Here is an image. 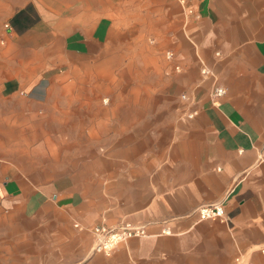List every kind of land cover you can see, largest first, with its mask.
<instances>
[{
	"label": "rangeland",
	"instance_id": "obj_1",
	"mask_svg": "<svg viewBox=\"0 0 264 264\" xmlns=\"http://www.w3.org/2000/svg\"><path fill=\"white\" fill-rule=\"evenodd\" d=\"M211 1L212 56H248L225 77L230 112L263 129L264 0ZM145 2L0 0V228L13 218L16 243L75 244L78 218L119 204L198 108L204 67L184 39L160 38Z\"/></svg>",
	"mask_w": 264,
	"mask_h": 264
},
{
	"label": "crops",
	"instance_id": "obj_2",
	"mask_svg": "<svg viewBox=\"0 0 264 264\" xmlns=\"http://www.w3.org/2000/svg\"><path fill=\"white\" fill-rule=\"evenodd\" d=\"M145 1L160 38L184 39L195 69L218 65L220 79L229 83L234 60L249 64L245 52L232 57L219 50L212 56L220 43L206 42L217 11L211 0H186L191 14L180 0ZM210 77L200 76L197 115L169 138L164 162L144 167L143 176L147 169L148 174L119 204L91 220L78 218L79 228L71 231L75 244H58L55 250L18 244L10 218L9 227L0 228V237H10L0 243V264H264V128L242 126L227 97L216 102L219 107L211 105ZM216 203L224 204L228 220H200L198 209ZM124 222L144 226L147 235L120 243L111 255L95 252L93 228ZM65 223L70 229L71 221Z\"/></svg>",
	"mask_w": 264,
	"mask_h": 264
},
{
	"label": "built area",
	"instance_id": "obj_3",
	"mask_svg": "<svg viewBox=\"0 0 264 264\" xmlns=\"http://www.w3.org/2000/svg\"><path fill=\"white\" fill-rule=\"evenodd\" d=\"M180 3L187 9L188 14L193 13L191 9L186 7V0H180ZM167 55L168 58H173L174 52L169 51ZM217 55L219 56V53H217ZM202 73L206 76L214 77V87L211 92V98L214 103H219L221 99L228 95V87L215 76L214 72L208 66H204ZM182 98L188 100L186 94H183ZM187 113L190 118H193L197 115V110L189 109ZM261 160L264 161V155L261 156ZM197 212L200 220H220L223 222L228 220L225 206L222 203L202 206ZM163 232H167V229L163 230ZM93 233L96 238L94 250L98 253L111 255L117 245L133 237L146 236L147 230L144 226H137L130 222H124L118 226L97 225L93 228Z\"/></svg>",
	"mask_w": 264,
	"mask_h": 264
}]
</instances>
